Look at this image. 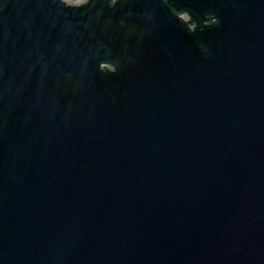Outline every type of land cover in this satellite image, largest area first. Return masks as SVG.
Wrapping results in <instances>:
<instances>
[{
    "label": "water",
    "instance_id": "obj_1",
    "mask_svg": "<svg viewBox=\"0 0 264 264\" xmlns=\"http://www.w3.org/2000/svg\"><path fill=\"white\" fill-rule=\"evenodd\" d=\"M0 264H264V0H0Z\"/></svg>",
    "mask_w": 264,
    "mask_h": 264
}]
</instances>
